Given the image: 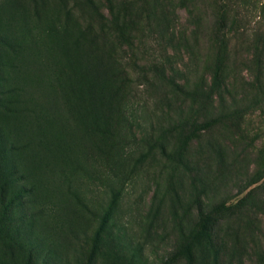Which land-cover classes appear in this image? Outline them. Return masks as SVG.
<instances>
[{
	"label": "rangeland",
	"instance_id": "1",
	"mask_svg": "<svg viewBox=\"0 0 264 264\" xmlns=\"http://www.w3.org/2000/svg\"><path fill=\"white\" fill-rule=\"evenodd\" d=\"M261 71L264 0H0V264H189L191 165L234 263L264 264ZM218 75L247 136L224 165Z\"/></svg>",
	"mask_w": 264,
	"mask_h": 264
},
{
	"label": "trees",
	"instance_id": "2",
	"mask_svg": "<svg viewBox=\"0 0 264 264\" xmlns=\"http://www.w3.org/2000/svg\"><path fill=\"white\" fill-rule=\"evenodd\" d=\"M220 62H222V60H220ZM214 84L219 89L223 87L224 94L222 95L224 96L227 94V96L232 99L231 105L229 106L226 105L223 96H219L226 112V116L223 121L229 119V121L233 124L229 126V133L227 136H225L228 142L227 145L219 144L215 140V142L209 146L208 153L211 157H217V159L219 160L221 159V165L227 163L228 159L231 158L242 161L247 153V149H242L241 147H244V143L247 142V136L244 131H240L237 127V123L241 114V109L238 106L237 93L233 92L234 86H232V88L230 87L231 81L227 80L226 82L221 77V75H218L217 79L216 77H214L212 87L214 86ZM246 89L249 90L246 91V93L248 92V94L242 97L251 95L254 99L256 97L264 99V73L261 71L254 74V81L251 83H247ZM260 93H262L263 96ZM225 146H227V150H225ZM231 149L232 152L231 154H229V150ZM210 150L212 151L213 155L210 154ZM261 165L262 167H264V162ZM186 170L188 173H190L189 179L191 180V184L194 188V204H196L197 209V216L190 220V229L188 233L182 232L181 235L186 240H189L192 245H196L198 247V252H196V250L193 248L196 253L194 255H191L189 264H242L238 260L236 263H234V261L236 260V253H234L229 247L227 234L226 236H223L222 233L213 226L214 219L207 212L208 206L205 203V199L207 197V189L206 183L204 181L205 178L200 167L198 165L192 167L191 165V167H186ZM246 219L248 221V225L254 227L256 223L252 224L251 221L248 220V216H246ZM219 227L222 228L221 224H219ZM254 230H257V228H254ZM233 231L234 230H232V232ZM104 241H109V243L112 245L114 242H121L122 236H120L119 234H110L104 224V226H102L97 233L95 241L96 248L101 247L100 244H102ZM189 245L191 244H188V246ZM130 246L132 245H129L128 248H130ZM99 250L100 249H98V251ZM183 252L185 254H188V247H186ZM112 253L115 256L119 255V248L113 249ZM184 253L180 252L178 256L181 257ZM95 254L96 251H93V259H90V255L87 260V264H95ZM141 260L144 264H152L148 257L146 258L141 256ZM175 260L176 259L165 258L164 256L160 259V262L158 260H155V262H157L155 264H176L177 262H175Z\"/></svg>",
	"mask_w": 264,
	"mask_h": 264
}]
</instances>
